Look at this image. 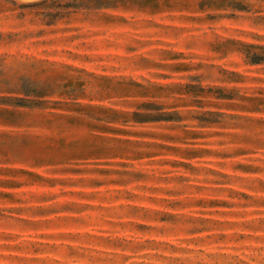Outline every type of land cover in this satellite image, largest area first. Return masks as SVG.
Here are the masks:
<instances>
[{
	"label": "rangeland",
	"instance_id": "1",
	"mask_svg": "<svg viewBox=\"0 0 264 264\" xmlns=\"http://www.w3.org/2000/svg\"><path fill=\"white\" fill-rule=\"evenodd\" d=\"M0 264H264V0H0Z\"/></svg>",
	"mask_w": 264,
	"mask_h": 264
},
{
	"label": "bare ground",
	"instance_id": "2",
	"mask_svg": "<svg viewBox=\"0 0 264 264\" xmlns=\"http://www.w3.org/2000/svg\"><path fill=\"white\" fill-rule=\"evenodd\" d=\"M22 1H28V0H22Z\"/></svg>",
	"mask_w": 264,
	"mask_h": 264
}]
</instances>
